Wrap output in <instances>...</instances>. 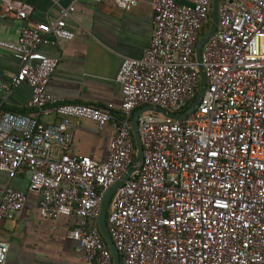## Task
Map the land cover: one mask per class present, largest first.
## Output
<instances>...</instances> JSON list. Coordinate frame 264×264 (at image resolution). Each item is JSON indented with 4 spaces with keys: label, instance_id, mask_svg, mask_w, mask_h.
Listing matches in <instances>:
<instances>
[{
    "label": "built area",
    "instance_id": "built-area-1",
    "mask_svg": "<svg viewBox=\"0 0 264 264\" xmlns=\"http://www.w3.org/2000/svg\"><path fill=\"white\" fill-rule=\"evenodd\" d=\"M68 1L55 21L35 25L28 5L6 2L23 25L16 41H0L19 63L8 83L0 74V92L27 85L37 116L0 108V172L8 180L29 173L41 218L77 219L69 236L83 249V264H113L93 221L106 191L133 164V113L152 106L181 115L192 104L200 87L195 46L212 0L152 2L151 41L140 59L122 60L115 79L123 98L118 117L48 92L59 61L40 48L74 38L66 20L78 0ZM113 1L134 8L139 0ZM201 65L206 87L192 113L139 116L142 159L113 192L106 222L120 264H264V0H220ZM73 119L99 129L113 122L105 162L69 152ZM26 202V193L6 186L0 223L17 218ZM7 254L0 243V264Z\"/></svg>",
    "mask_w": 264,
    "mask_h": 264
},
{
    "label": "crops",
    "instance_id": "crops-1",
    "mask_svg": "<svg viewBox=\"0 0 264 264\" xmlns=\"http://www.w3.org/2000/svg\"><path fill=\"white\" fill-rule=\"evenodd\" d=\"M153 1L139 0L133 8L113 0L99 3L78 0L66 20L75 34L74 38L40 48L44 54L59 61L50 78L48 92L65 103L110 109L118 117L123 98L115 79L122 60L140 59L151 41ZM6 2L28 5L31 8L28 22L32 25L55 21L59 9L69 4L68 0H60L57 5L50 0H0V41L4 42L16 41L23 25L14 13L6 12ZM18 67L13 53L0 47V74L4 83L9 82ZM30 100L31 91L25 84L10 93L0 92L1 110L37 116L29 107ZM39 119L43 123L56 121L53 117ZM71 123L74 137L69 152L105 162L115 132L113 122L102 129L87 119H73ZM28 184L27 171H22L13 180H8L7 175L0 172V196L6 186L27 194V202L20 215L0 223V243L8 245L6 264H83V249L69 236L77 219L41 218L37 209L39 196L28 191ZM108 210L109 204L105 223ZM93 224L99 229V217Z\"/></svg>",
    "mask_w": 264,
    "mask_h": 264
},
{
    "label": "water",
    "instance_id": "water-1",
    "mask_svg": "<svg viewBox=\"0 0 264 264\" xmlns=\"http://www.w3.org/2000/svg\"><path fill=\"white\" fill-rule=\"evenodd\" d=\"M220 0H212L211 2V21H210V27L207 30L206 33H204V35L199 39V41L197 42L196 46H195V61L198 64V69H199V73H200V87L198 90V93L196 95V98L194 99V101L192 102V104L188 107V109L181 115H171L169 113H167L165 110L160 109V108H155L152 106H145L141 109H138L137 111L134 112L133 117H132V123H131V127H132V135L134 138V144H135V149H136V154H135V158L133 161V164L131 165V167L126 171V173L122 176L121 180L116 182L112 187H110L106 193L104 194L102 201H101V205H100V214H99V230L101 232V235L103 237V239L106 242V245L108 246L111 255H112V259H113V264H120V260H119V254L115 249V246L107 232V228H106V223H105V217H106V211H107V207L109 204V200L113 194V192L115 191V189L117 187H119L123 182H125L126 180H128V178L130 177V175L136 171V169L138 168L141 159H142V145H141V141H140V135L138 132V119L139 116L144 113V112H151V113H156V114H160L166 118H169L171 120H181L184 119L186 116H188L190 113H192L194 111V109L196 108V106L199 104V101L203 95V92L205 90L206 87V78L203 72V68L201 65V53H202V48L204 46V44L207 42V40L209 39V37L214 33L216 26H217V8L219 5Z\"/></svg>",
    "mask_w": 264,
    "mask_h": 264
},
{
    "label": "trees",
    "instance_id": "trees-1",
    "mask_svg": "<svg viewBox=\"0 0 264 264\" xmlns=\"http://www.w3.org/2000/svg\"><path fill=\"white\" fill-rule=\"evenodd\" d=\"M209 27H210V22H207V23L204 25V27H203V29H202V31H201V35H204V33H206L207 30L209 29ZM13 113H16V112H13ZM21 114H25V113H21ZM26 115H28V114H26Z\"/></svg>",
    "mask_w": 264,
    "mask_h": 264
}]
</instances>
